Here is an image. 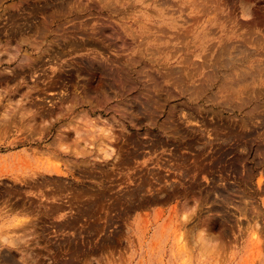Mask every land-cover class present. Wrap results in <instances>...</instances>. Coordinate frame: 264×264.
<instances>
[{"label":"rangeland","instance_id":"374dc122","mask_svg":"<svg viewBox=\"0 0 264 264\" xmlns=\"http://www.w3.org/2000/svg\"><path fill=\"white\" fill-rule=\"evenodd\" d=\"M0 264H264V0H0Z\"/></svg>","mask_w":264,"mask_h":264},{"label":"bare ground","instance_id":"6f19581e","mask_svg":"<svg viewBox=\"0 0 264 264\" xmlns=\"http://www.w3.org/2000/svg\"><path fill=\"white\" fill-rule=\"evenodd\" d=\"M107 133V132H106ZM110 133V132H109Z\"/></svg>","mask_w":264,"mask_h":264}]
</instances>
